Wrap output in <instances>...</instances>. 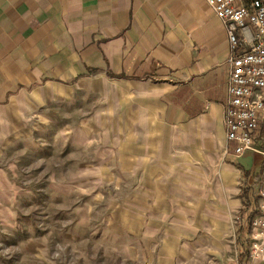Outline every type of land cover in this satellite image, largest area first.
Masks as SVG:
<instances>
[{
  "label": "crops",
  "instance_id": "0c3cea01",
  "mask_svg": "<svg viewBox=\"0 0 264 264\" xmlns=\"http://www.w3.org/2000/svg\"><path fill=\"white\" fill-rule=\"evenodd\" d=\"M229 60L225 26L206 0H0L1 112L21 117L102 84L86 92L127 125L115 131L137 133L132 158L146 163L147 178L177 181L178 194L187 190L184 181L213 178L230 188L226 215L236 200L256 206L262 170L260 156L236 157L227 141ZM10 117L3 118L8 125ZM237 173L245 181L239 195ZM190 212L168 225L163 261L175 264L181 247L202 236L203 217H193L202 212ZM240 226L237 243L248 234Z\"/></svg>",
  "mask_w": 264,
  "mask_h": 264
},
{
  "label": "rangeland",
  "instance_id": "374dc122",
  "mask_svg": "<svg viewBox=\"0 0 264 264\" xmlns=\"http://www.w3.org/2000/svg\"><path fill=\"white\" fill-rule=\"evenodd\" d=\"M99 87L21 117L0 111V264H174L162 260L163 236L190 209L202 212L193 216L203 217L202 236L181 247L175 264H239L242 255L264 264V233L237 243L244 205L222 211L230 188L187 180L178 194L177 181L147 178L146 163L132 158L137 133L115 131L127 125L86 92ZM234 181L239 195L244 178Z\"/></svg>",
  "mask_w": 264,
  "mask_h": 264
},
{
  "label": "built area",
  "instance_id": "2783aa9c",
  "mask_svg": "<svg viewBox=\"0 0 264 264\" xmlns=\"http://www.w3.org/2000/svg\"><path fill=\"white\" fill-rule=\"evenodd\" d=\"M230 41V75L225 129L234 155L262 159L258 202L241 224L252 238L264 233V0H206ZM253 214L251 222L249 217Z\"/></svg>",
  "mask_w": 264,
  "mask_h": 264
},
{
  "label": "trees",
  "instance_id": "16d2710c",
  "mask_svg": "<svg viewBox=\"0 0 264 264\" xmlns=\"http://www.w3.org/2000/svg\"><path fill=\"white\" fill-rule=\"evenodd\" d=\"M248 193H249V189L246 191V193H245V195H246V197L248 196ZM255 197V201H256V199H257V196L255 195L254 196ZM246 200V209H245V211H242V214H241V219H243L245 216L247 217V211L251 208V207H254L255 206V204H251V202H250V200H248V198H246L245 199ZM252 218H253V214L249 217V221L251 222V220H252ZM247 232L248 233H251V224L249 223L248 224V228H247ZM240 263L241 264H244V262L241 260L240 261Z\"/></svg>",
  "mask_w": 264,
  "mask_h": 264
}]
</instances>
